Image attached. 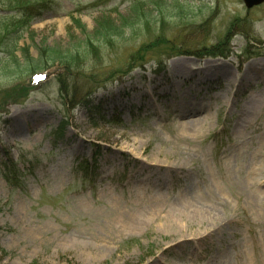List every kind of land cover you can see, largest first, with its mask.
<instances>
[{
	"label": "rangeland",
	"instance_id": "rangeland-1",
	"mask_svg": "<svg viewBox=\"0 0 264 264\" xmlns=\"http://www.w3.org/2000/svg\"><path fill=\"white\" fill-rule=\"evenodd\" d=\"M103 20L125 26L121 38L93 55L92 71L70 77L63 93L58 77L72 71L54 57L34 76L10 77L0 65V264H264V201L248 176L264 107L241 131L244 156L228 162L224 154L241 142L235 127L247 98L264 94V69H251L264 64V4L53 0L17 54L30 47L37 58V47L47 46L67 55ZM160 35L166 44L156 43L144 67L127 74L136 52ZM219 45L226 57L192 53ZM176 63L196 76L174 80ZM209 65L216 74L202 82ZM24 86L29 93L17 91ZM182 95L212 108L199 120L208 129L198 140L172 126L169 112ZM122 134L136 141L134 154L115 141ZM191 186L211 219L186 216L174 225V206Z\"/></svg>",
	"mask_w": 264,
	"mask_h": 264
},
{
	"label": "trees",
	"instance_id": "trees-1",
	"mask_svg": "<svg viewBox=\"0 0 264 264\" xmlns=\"http://www.w3.org/2000/svg\"><path fill=\"white\" fill-rule=\"evenodd\" d=\"M52 5L53 0H0V7H3V9L1 8V12L3 13V18L5 19L3 22L0 21V65L3 70L8 72V76L10 77H13L14 75L16 76L17 72L21 74L34 72L33 74L31 73V75L34 76L35 73H38L35 70L41 68L40 63L45 62L47 64L49 62L47 58L54 57L55 61L59 63V67L62 71H72L70 74L58 77V82L61 86V93H63V91L68 89V80L70 77L76 74H84L85 72L92 71L90 69H86L89 67L90 61L92 60L91 57L93 55L95 57H99L106 45L113 47L112 45L114 41L121 38V35L125 30V26H119L103 20V22L98 24L95 31L91 35L86 34L81 49L75 48L67 55H61L59 57V54H57L58 52L55 49L42 46L39 48L37 47L39 55L37 58H34L30 53V47H26L21 49V59V57L17 54L18 42L22 38L23 34L29 30L35 20L41 18L48 10L51 9ZM72 21L77 28L84 29L80 20L73 18ZM137 31L139 30L135 29L133 33ZM164 38L165 37L163 35H160L150 43L143 45L136 52L135 58L132 61V64H136V66L131 70H127V74H131L138 68L144 67L145 56L152 51V48L156 43L161 41L163 44H166ZM171 50H173L171 53L174 55L184 54L179 49L176 50L174 47H171ZM204 51H206V55L210 56H227L223 45H219L217 47L213 46L212 48L205 50H197L192 53L195 55V53L198 54L199 52L202 53ZM95 62L97 64L99 61ZM127 68L128 67H125V70ZM118 74H120V72H113L112 77L115 78ZM37 75L38 74L35 76ZM20 83L22 82L20 81ZM29 88H31V86H24V88L18 87L17 91H25L29 93Z\"/></svg>",
	"mask_w": 264,
	"mask_h": 264
},
{
	"label": "bare ground",
	"instance_id": "bare-ground-1",
	"mask_svg": "<svg viewBox=\"0 0 264 264\" xmlns=\"http://www.w3.org/2000/svg\"><path fill=\"white\" fill-rule=\"evenodd\" d=\"M187 63V62H185ZM214 66L209 65L202 69V72L204 74L203 77H201L202 82L209 81L213 75L216 73L213 72ZM251 69L256 71H261L264 69V64H255V66H252ZM192 69H188L184 66V64H174L172 66L171 72L173 79H181L186 78L187 76H196L195 72L190 71ZM250 70V68H249ZM229 73L226 74V76ZM249 74H245V79L248 81ZM157 90V89H156ZM229 91V90H228ZM249 95L247 98V102L242 108V115L239 118V123L235 127V133L237 135H240L238 138H241V142L234 145L231 144V147L229 150H227L225 154V158L228 162H232L233 160L236 161L238 158H241L244 156V149L241 147L243 142H246V138H243L242 135V129L247 127L249 125L250 120L254 112L264 107V94L263 93H255ZM142 97L146 98L150 101L149 95L147 92H142ZM154 95L157 96H165L164 94H159L158 92H154ZM249 101V102H248ZM151 109L154 108V106L150 107ZM212 108L206 104L202 103H196L193 102L190 98H188L186 95L181 96V106L174 107V109L169 112L170 118L172 119V126L178 129H184L187 130L188 133H194L196 138L195 140H198L201 135H203L207 129L208 126L204 123L199 122L201 118H206L207 116H210V111ZM217 114H219L217 112ZM187 134H177L175 137L178 140H185L188 141L189 139L186 137ZM124 140L126 143L120 146L123 150H127L126 152H130L131 154H134L137 150L136 141L132 140L130 136L122 134L118 138L115 139V141L120 142ZM133 141V142H131ZM233 146V147H232ZM252 157V164L249 168V182L250 184L256 188V197L259 200L264 201V177L262 176L261 171L264 167V133H260L258 137V143L255 152L251 155ZM146 169H149V166H146ZM184 167H180V171H182ZM152 172V171H151ZM155 174V173H154ZM162 177H157V179H161ZM148 182V180H142L141 185L139 187H135L138 191L136 193H139L140 190H142L144 184ZM137 199H140V196L137 197ZM202 197L199 195L198 190L194 187H188V191L184 195L181 196V198L176 202V206L174 208L176 211H178L177 215L174 218L169 219L172 223L175 221L177 225L178 223L183 222L186 216H189L194 223L198 224H207V222L211 219V212L210 210L205 207L203 204H201Z\"/></svg>",
	"mask_w": 264,
	"mask_h": 264
},
{
	"label": "water",
	"instance_id": "water-1",
	"mask_svg": "<svg viewBox=\"0 0 264 264\" xmlns=\"http://www.w3.org/2000/svg\"><path fill=\"white\" fill-rule=\"evenodd\" d=\"M244 5L248 10L259 7L264 4V0H243Z\"/></svg>",
	"mask_w": 264,
	"mask_h": 264
}]
</instances>
